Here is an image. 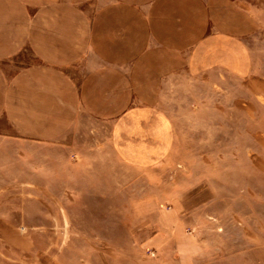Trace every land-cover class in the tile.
I'll return each mask as SVG.
<instances>
[{
    "label": "rangeland",
    "instance_id": "rangeland-1",
    "mask_svg": "<svg viewBox=\"0 0 264 264\" xmlns=\"http://www.w3.org/2000/svg\"><path fill=\"white\" fill-rule=\"evenodd\" d=\"M222 10L256 73L170 81L160 160L120 159L83 114L59 140L0 135V264H264V0Z\"/></svg>",
    "mask_w": 264,
    "mask_h": 264
},
{
    "label": "crops",
    "instance_id": "crops-1",
    "mask_svg": "<svg viewBox=\"0 0 264 264\" xmlns=\"http://www.w3.org/2000/svg\"><path fill=\"white\" fill-rule=\"evenodd\" d=\"M226 4L0 0V135L59 140L83 114L110 125L120 159L136 166L160 160L173 147L158 102L170 81L256 73L241 36L222 18ZM25 49L32 61L18 62ZM74 65L78 81L68 71Z\"/></svg>",
    "mask_w": 264,
    "mask_h": 264
}]
</instances>
